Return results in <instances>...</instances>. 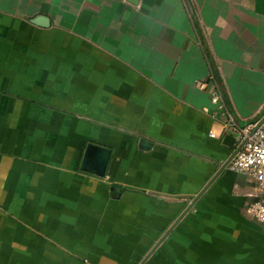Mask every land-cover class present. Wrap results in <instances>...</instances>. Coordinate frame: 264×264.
<instances>
[{
  "label": "crops",
  "instance_id": "0c3cea01",
  "mask_svg": "<svg viewBox=\"0 0 264 264\" xmlns=\"http://www.w3.org/2000/svg\"><path fill=\"white\" fill-rule=\"evenodd\" d=\"M212 91L264 116V0H0V264H264Z\"/></svg>",
  "mask_w": 264,
  "mask_h": 264
},
{
  "label": "built area",
  "instance_id": "2783aa9c",
  "mask_svg": "<svg viewBox=\"0 0 264 264\" xmlns=\"http://www.w3.org/2000/svg\"><path fill=\"white\" fill-rule=\"evenodd\" d=\"M210 101L215 110L225 118L222 133L233 136V157L227 163L229 169L247 175L256 183L258 196L255 201L245 206L244 210L255 219L264 222V120L263 116L239 125L227 112L224 102L217 91H212ZM209 134H214L209 131Z\"/></svg>",
  "mask_w": 264,
  "mask_h": 264
},
{
  "label": "water",
  "instance_id": "95a60500",
  "mask_svg": "<svg viewBox=\"0 0 264 264\" xmlns=\"http://www.w3.org/2000/svg\"><path fill=\"white\" fill-rule=\"evenodd\" d=\"M135 1V0H131ZM30 23L46 27L48 26V18L46 16L38 15L30 19ZM264 120V116L262 118ZM233 142V137L230 134H226L224 137V143L230 146ZM149 142L144 138H140L139 147L141 149H147ZM110 148L93 142H87L79 163V169L94 174L96 176H104L106 172L107 163L110 157ZM235 150L231 152L227 160L223 163L222 168L227 165L229 160L233 157Z\"/></svg>",
  "mask_w": 264,
  "mask_h": 264
}]
</instances>
